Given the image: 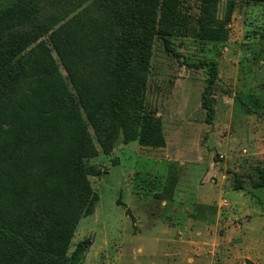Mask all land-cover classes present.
Wrapping results in <instances>:
<instances>
[{
  "label": "rangeland",
  "instance_id": "1",
  "mask_svg": "<svg viewBox=\"0 0 264 264\" xmlns=\"http://www.w3.org/2000/svg\"><path fill=\"white\" fill-rule=\"evenodd\" d=\"M119 1L153 12L156 27L168 4L179 18L166 31L168 42L128 24L105 0H30L28 16L0 44V110L39 95L37 81L49 88L63 77L73 92L72 75L84 89V70H96L94 63L110 62L140 78L111 82L115 110L128 116L111 152L91 124L85 127L98 150L84 159L94 168L89 199L70 173L61 183L68 193L63 186L44 195L34 202L36 211L48 222L65 215L78 220L67 253L89 241L82 264H264V187L252 183L264 167V2ZM205 27L218 38H205ZM70 34L84 42L72 54ZM201 61L217 63L211 87ZM207 96L211 116L203 106ZM5 145L1 170L11 156H24L30 179L62 180L60 165L34 162L30 137L29 152ZM237 176L242 189L234 187Z\"/></svg>",
  "mask_w": 264,
  "mask_h": 264
},
{
  "label": "trees",
  "instance_id": "2",
  "mask_svg": "<svg viewBox=\"0 0 264 264\" xmlns=\"http://www.w3.org/2000/svg\"><path fill=\"white\" fill-rule=\"evenodd\" d=\"M29 1L0 0V44L4 35L28 16ZM254 1L264 2V0ZM105 2L122 20L148 35H161L165 42H168L166 31L174 28L179 19L176 12H173L168 4L163 3L164 19L156 27L152 23L155 20L152 17L153 12L151 15L138 13L119 0H105ZM149 2L154 3L153 6L161 4L159 0H149ZM168 18L171 19L170 22ZM179 26L183 25L180 23ZM203 31L205 38H218V34L207 27L203 28ZM125 35L130 39L127 32ZM69 41L72 48L66 51L67 53L72 54L73 51H79L84 46L83 40L78 39L75 34L69 35ZM166 47L172 49L168 44ZM61 54L64 53L61 52ZM68 58H70L68 54L63 55V59L67 62H69ZM94 64L97 67L96 70H84L87 81V87L84 89L72 75H70L71 84L76 89L73 92L70 91L69 84L63 77H57L49 88L38 86L40 82L37 81L34 83V92L37 90L39 95L34 96L33 99L22 100L13 108L5 105L0 110V143L6 144L7 148L16 143L25 152H29L30 137V144L36 147L34 156L31 152L29 153L34 158V162L55 163L60 165L63 172L62 180L58 184L46 183L38 175L30 179L25 171L24 156L23 158L11 156L10 164L3 170L0 169V264H11L14 261L15 264L83 263L90 245L89 241H79L74 250L70 254L67 253L78 220L65 215L54 223L48 222L44 216H40L42 214L40 210L36 211L34 202L48 193H59V189L64 186L61 183L70 177V173L78 178L80 186L87 191L84 198L89 199L91 187L87 175L93 174L94 168L92 165H84V159L96 156L98 150L93 145L85 127L91 124L100 146L105 153H109L118 137L119 122H123L128 117L126 113L118 114L115 110L111 82L114 80L136 82L140 80L139 76L110 62ZM203 66L209 67L208 85L211 87L217 76V63L201 61L199 67ZM203 106L208 116H211L213 108L210 96L204 98ZM137 111H139L138 106ZM129 112H131L130 109H128ZM131 115L133 120L139 123L138 116L135 113ZM12 138L15 143L10 142ZM134 138L124 139L129 141ZM76 159L80 160L75 162ZM83 166L84 168L86 166V172L80 173ZM257 171L258 179L252 180V183L258 187H264V167H258ZM234 187L243 188L238 176ZM64 191L68 193L66 187ZM72 195L75 196L76 191H73ZM91 206L92 204L89 203L87 212L92 211Z\"/></svg>",
  "mask_w": 264,
  "mask_h": 264
}]
</instances>
